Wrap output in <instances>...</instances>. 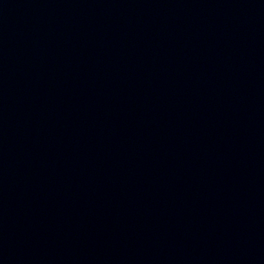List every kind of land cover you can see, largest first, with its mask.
I'll return each instance as SVG.
<instances>
[{
	"label": "water",
	"instance_id": "95a60500",
	"mask_svg": "<svg viewBox=\"0 0 264 264\" xmlns=\"http://www.w3.org/2000/svg\"><path fill=\"white\" fill-rule=\"evenodd\" d=\"M0 264H264V0H0Z\"/></svg>",
	"mask_w": 264,
	"mask_h": 264
}]
</instances>
